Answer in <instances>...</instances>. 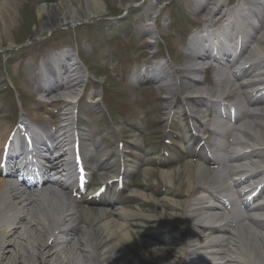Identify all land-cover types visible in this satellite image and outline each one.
I'll return each instance as SVG.
<instances>
[{"label": "bare ground", "instance_id": "1", "mask_svg": "<svg viewBox=\"0 0 264 264\" xmlns=\"http://www.w3.org/2000/svg\"><path fill=\"white\" fill-rule=\"evenodd\" d=\"M83 1L86 19L90 20L105 12L102 0ZM225 1H196L195 8L206 21L219 20L223 16ZM244 4L261 7L262 10L259 23L255 22L251 33L258 48L255 52H249L252 58L250 64L234 73L228 96L236 97L231 106L235 117L247 106L251 121L242 122L230 134L228 145L232 151L249 148L254 153L264 154V78L254 74L257 69L264 68V0H244ZM11 9L10 0H0V22L4 23V15L11 16ZM38 11L47 14L48 20L35 32V36L54 25H74L82 21L76 14L72 0H42ZM144 31L145 34H153L150 27ZM71 56L69 52H62L57 57L54 71L61 79L53 87L41 92L49 96V93L58 90L56 96L62 99V108L65 110L58 124L61 127L73 126H70L69 131L72 130L79 143L76 158L61 149L60 157L49 161L50 168L39 174L24 171L13 164L5 168V160L10 158L11 154L8 155L14 151L15 145L8 148L9 153L2 147L8 138H11V143L17 141L18 131L9 134V130L0 126V264H130L129 258L133 264H142L141 257L137 258L130 252L129 239L134 230L145 238L140 240L143 255L154 258L159 264H264V199L257 201L264 193V186L252 196H233L232 192L239 185V181L234 179L235 172L226 171L222 164L217 168L209 167L204 150L198 152L194 164L186 161L183 167L176 169L183 172L185 194L168 186L161 204L141 213L150 220L149 227L136 225L132 220L134 213L126 205L103 199L98 187L89 185L88 181L94 173L103 188L108 189L117 174L122 172L124 178L133 165L126 159L123 147L116 150L118 157L111 160L110 157L105 158V148L89 144L88 123L74 112L81 90L78 87L89 76L76 62H72ZM211 58L207 48L196 52L189 48L184 66L178 72L172 71L170 65L164 62L152 75H143L138 79L139 82L142 78L157 83L165 82L161 85L166 93L165 120L172 121L185 116L182 130L186 143L197 138L195 131L204 125L206 114L193 110L195 107L190 105L204 103L205 99L191 93H197L203 84L196 78L203 71L200 61ZM213 59L227 69L235 65L233 59H224L223 54ZM66 62L71 63L68 66ZM223 78L225 76L222 74L218 75V85H222ZM138 80L134 81L135 84ZM226 83L229 84L227 80ZM185 102L191 108L188 111H185ZM223 109L226 110V107ZM28 116L33 119L36 114L31 112ZM27 124L23 117L20 127ZM39 128L41 133L50 134L45 128ZM132 142L137 143L138 138L133 137ZM209 146L216 149L220 146L218 153L229 150V147L214 142ZM190 157L195 156L190 154ZM231 157L227 152L220 160L226 162ZM173 171L163 174L171 185ZM25 176L32 178L34 184L31 187L24 182L18 184L13 181L14 178L21 180ZM128 192L137 203L157 202L155 193L143 189H129ZM222 195L233 200L229 211L226 210L227 202ZM177 218L181 220L178 223L180 229L175 227ZM217 221L221 222L216 225L210 223ZM167 227L170 229L168 236L177 241L171 251L175 257L168 256V249L163 243V232Z\"/></svg>", "mask_w": 264, "mask_h": 264}, {"label": "rangeland", "instance_id": "2", "mask_svg": "<svg viewBox=\"0 0 264 264\" xmlns=\"http://www.w3.org/2000/svg\"><path fill=\"white\" fill-rule=\"evenodd\" d=\"M41 1L10 0L11 16L3 14L4 23L0 22V126L12 130L21 115L33 112L38 123L51 130L52 124H55L49 123L48 119L59 118L58 113L64 111L62 103L57 101L49 108H43L40 95L34 93L33 79L41 63L54 68L57 62L53 58L62 52H69L72 62H76L89 76L78 87L81 95L74 105L75 110L88 121L89 138L95 145L102 144L107 150L105 157H111V160L118 157L116 150L122 145L126 159L133 165L124 180L125 185L121 189L113 185L102 197L112 203L126 205L134 213L132 220L136 225L149 227L150 220L141 213L156 204L160 205L168 186L185 194L183 172L176 169L183 167L186 161L194 164L197 158L190 157V153L195 156L200 146L205 147L208 153L207 145L212 141L210 138L204 140L200 131L196 132L200 142L195 140L184 145L181 129L184 117L172 122L165 120L166 93L159 88L160 84L155 85L146 78L135 84L132 78L152 75L154 66L157 68L164 62L176 72L184 66L188 50L186 37L205 21L203 14L195 8V2L203 0H102L105 12L90 20L86 19L84 1L72 0L81 22L51 26L27 44L28 38L48 20L47 14L38 11ZM228 2L236 5L244 0ZM157 12L156 23L151 25V15ZM178 18L183 21L181 24H176ZM149 27L153 30L152 35L145 34L144 30ZM70 63L66 62V65ZM141 65H144V70L140 73ZM213 70L208 74L215 80ZM204 75L196 77L202 80ZM8 77L12 78L14 89L9 86ZM183 105L186 108V104ZM132 134L138 138L135 144L131 141ZM170 170H174L172 185L166 182L163 175ZM89 183L97 186V175L92 174ZM128 188L155 193L157 202L137 203L126 193ZM176 221L174 225L180 229L178 223L181 220L177 218ZM168 232L170 229L167 227L163 232V243L168 249V256L175 257L171 251L177 241L169 237ZM144 239L135 230L131 233V254L137 258L140 256L142 264H159L154 258L143 255L140 240ZM128 261L133 264L132 259Z\"/></svg>", "mask_w": 264, "mask_h": 264}]
</instances>
